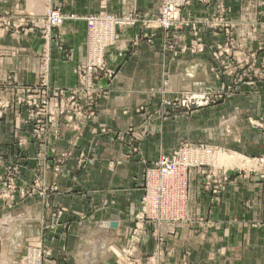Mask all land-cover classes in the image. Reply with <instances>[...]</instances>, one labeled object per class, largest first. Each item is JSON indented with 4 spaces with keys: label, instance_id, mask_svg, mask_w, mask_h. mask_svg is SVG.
I'll list each match as a JSON object with an SVG mask.
<instances>
[{
    "label": "rangeland",
    "instance_id": "374dc122",
    "mask_svg": "<svg viewBox=\"0 0 264 264\" xmlns=\"http://www.w3.org/2000/svg\"><path fill=\"white\" fill-rule=\"evenodd\" d=\"M103 1L123 4L127 8L129 6V9L119 13L103 9L98 13L80 17L66 16L62 5L55 0H40L43 9L37 17L38 21H29L35 28L40 29V36L45 44L42 50L44 60L35 84L19 87L11 77L0 83V92L9 97L11 95L10 98L0 97V119H4L7 111L12 109L13 119L15 117L14 144L0 151V157L10 159L8 164L0 169V201L6 211H12L29 199L52 207L50 195L60 191L58 182L65 174L62 168L72 159L71 152L81 147L90 123L98 116L101 101L111 98L118 69L109 64V52L119 47L121 31L133 29L136 36L130 39L131 48L138 50L144 45L159 48L173 63L190 55L199 57L200 61L212 63L207 70L206 83L192 87L189 84H180L176 78H169L171 75L165 72L162 65L163 71L159 73L162 78L161 85H154L157 83L155 81L154 87L151 85L146 89L148 97L156 102L150 106L147 103L133 108L132 114L137 120L140 119L141 125L132 124L124 131L118 132L102 125L96 129L98 136L94 140L97 141H90L88 147H84L86 149H82L76 158L78 168L92 164L95 156L90 155V151L97 148L102 136L121 143L128 149L127 156L131 157L139 152L141 145L147 140L151 125L160 126L163 122V127L169 126L167 122L171 116L170 112L176 113L180 126H185L186 122L182 121L186 119L195 121L198 126L191 135L177 133L178 141L173 145L174 148L162 152L156 161L145 166L140 207L133 219L134 226L130 228L127 248L120 251L119 257L123 259L118 264H158L159 259H163L168 253L165 241L159 243L165 234L159 236L160 229L154 227L150 220H142L139 216L143 198L148 193V167L160 162L163 157L173 156L187 146L194 147L200 154L199 158L203 156L202 149L211 152L204 157V161L206 159L209 164L208 168L195 167L188 172L186 213L190 226H187V223L181 224L179 227H172L170 232L187 227L193 231L194 224L204 220L200 213L189 208L192 174H195V177L192 175L191 180L196 178L194 185L199 194L212 192L211 196L215 195L213 200H220L219 196L224 190L230 184L238 183L245 174H255L258 180L264 183V153L261 151L264 146V0L243 2L242 4L246 3L245 9L239 7L242 13L240 10L237 12L241 0ZM53 9L61 12L64 23L49 30L47 15ZM101 14L123 22V26L109 24L107 27L109 32L113 29L116 38L114 43L108 39V45H103L106 51L105 53L103 50L104 71L93 75L89 80L84 69L77 87L64 89L54 86L50 80L51 34L54 30H61L69 19H73L86 22L87 39H99L100 36L90 35L86 19H101ZM93 49L99 52L100 44L94 45ZM86 50L85 68L90 57L88 41ZM103 83L105 86H102ZM55 91H59L57 96H54ZM46 98L47 106L40 108L39 104ZM217 107L218 111L206 113V110ZM207 122L212 126L217 125V128L206 131L204 124ZM223 123L225 126L222 128ZM233 124H236L237 129H234ZM251 144L259 148L252 149ZM32 145H35V148L32 149ZM32 152L35 153L34 156L31 155ZM223 155L232 157V160L222 161ZM23 168L33 172L31 181L22 178ZM64 212L63 208L57 212L53 225L59 226ZM239 218L240 216L232 217L237 221ZM141 224H145L143 229L146 231L138 237L136 226L140 228ZM135 237L139 240L137 246L134 244ZM148 237L154 244L150 243V240L145 242ZM31 239L33 242L29 245H42L43 262L46 264L53 256L52 248L38 236ZM149 243L152 246L147 254L144 248L149 246ZM29 245H26L23 254L17 258L16 264L21 263L25 253L29 251Z\"/></svg>",
    "mask_w": 264,
    "mask_h": 264
},
{
    "label": "crops",
    "instance_id": "0c3cea01",
    "mask_svg": "<svg viewBox=\"0 0 264 264\" xmlns=\"http://www.w3.org/2000/svg\"><path fill=\"white\" fill-rule=\"evenodd\" d=\"M55 1L62 5L66 16L80 17L103 9L118 13L129 9L103 0ZM243 2L248 0H241L237 12L240 6L245 9ZM42 9L40 0H0V83L11 77L19 87H24L39 79L45 44L40 29L29 21L37 22ZM86 33L85 21L69 19L61 30L51 34L50 80L54 86L64 89L78 86L87 61ZM120 34L119 50L110 51L108 57L112 68L118 69L111 98L101 101L98 116L90 123L81 147L71 152L72 159L62 168L65 174L58 182L60 191L50 195L52 207L29 199L6 211L0 201V264H16L26 245L33 242L31 237L36 236L52 248L53 256L46 264H118L123 259L119 257L120 251L127 248L130 228L134 226L133 219L142 200L145 166L156 161L162 152L174 148L177 133L191 135L198 126L188 119L182 121L186 122L184 127L180 126L176 113L170 112L169 126L163 127V122L160 126L151 125L147 140L131 157L121 143L102 136L97 148L90 151L95 161L85 168L77 167L76 158L90 141H97L94 140L98 136L96 129L102 125L114 132L124 131L132 124L141 125L140 119L132 114L133 108L156 102L148 97L146 89L155 81L154 85H161L159 73L163 69L171 75L169 78L190 87L208 80L207 70L212 63L191 55L173 63L159 48L145 45L138 50L131 48V38L136 36L133 29H125ZM0 97L9 95L0 92ZM12 110L0 119V151L14 144ZM214 110L218 111V107L206 113ZM204 126L206 131L217 128L208 122ZM233 126L237 129L236 124ZM250 147L259 148L252 144ZM261 151L264 153V146ZM9 160L0 157V169ZM21 172L22 178L32 180L31 170L23 168ZM192 175L189 208L200 213L204 220L195 223L193 231L187 227L170 232L165 239L168 253L158 264H229V261L264 264V183L255 174H245L238 183L224 188L220 200H213L212 192L199 194L194 185L196 178L191 180L195 174ZM62 208L65 212L61 223L53 225V218ZM233 216H240L239 221L232 219ZM150 239L146 238L145 242ZM150 243L154 244L152 240ZM150 243L143 247L147 254Z\"/></svg>",
    "mask_w": 264,
    "mask_h": 264
},
{
    "label": "built area",
    "instance_id": "2783aa9c",
    "mask_svg": "<svg viewBox=\"0 0 264 264\" xmlns=\"http://www.w3.org/2000/svg\"><path fill=\"white\" fill-rule=\"evenodd\" d=\"M86 20L90 35L92 37L94 35L101 37L99 39H88L90 57L87 63L88 66L85 68V75L90 80L93 75L104 71L103 58L104 52L106 53V51L103 49V45H108V39L114 43L116 38L114 37L113 29L109 32L107 27H109V24L111 26H123V22L103 14H101V19L90 17ZM47 21L48 29L51 30L54 27L62 26L64 17L59 10L53 9L48 13ZM97 43L100 44L99 52L93 49ZM58 92L55 91L54 96H57L59 94ZM39 106L40 108H45L47 106V98ZM201 151L203 152V156L199 158L200 154L195 151L194 147L187 146L184 150L177 151L173 156L163 157L160 162L148 167L146 180L149 185L148 193L143 198L142 210L139 216H141L142 220H150L154 223V227H158L161 231L159 236L165 234L164 237L160 238V244L165 241V236L170 233V230L173 229L172 227H179V225L186 223L189 224L188 214L186 213L188 172L195 167L203 169L209 166L206 159L204 161V157L210 151L207 152L205 149ZM143 225L145 226V224H141L140 228L138 225L136 226L138 227V229L136 228L138 237L146 231L145 228L143 229ZM138 241V238L135 237V246L138 245ZM29 247V251L26 252L27 254L25 253L20 264H44V249L42 245L36 247L29 245Z\"/></svg>",
    "mask_w": 264,
    "mask_h": 264
},
{
    "label": "bare ground",
    "instance_id": "6f19581e",
    "mask_svg": "<svg viewBox=\"0 0 264 264\" xmlns=\"http://www.w3.org/2000/svg\"><path fill=\"white\" fill-rule=\"evenodd\" d=\"M210 153H211V152H210ZM217 154H218V153H217ZM209 156H210V155H209ZM225 159H226V160H229V159L232 160V157H228V156H226V155H223L222 158H221V160L224 161ZM233 159H235V158H233ZM237 161H238V160H237ZM220 162H221V161H220ZM224 162H226V161H224ZM239 162H240V161H239ZM241 162H242V161H241ZM242 163H243V162H242ZM219 164H220V163H219Z\"/></svg>",
    "mask_w": 264,
    "mask_h": 264
}]
</instances>
